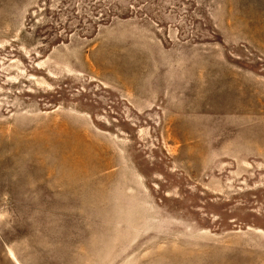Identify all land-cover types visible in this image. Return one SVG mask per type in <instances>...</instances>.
<instances>
[{"label": "rangeland", "instance_id": "obj_1", "mask_svg": "<svg viewBox=\"0 0 264 264\" xmlns=\"http://www.w3.org/2000/svg\"><path fill=\"white\" fill-rule=\"evenodd\" d=\"M0 264H264V0H0Z\"/></svg>", "mask_w": 264, "mask_h": 264}]
</instances>
